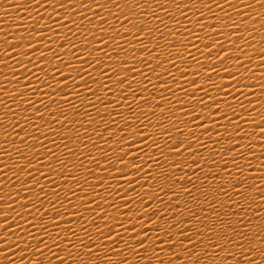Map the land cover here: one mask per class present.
Returning <instances> with one entry per match:
<instances>
[{"label": "snow or ice", "instance_id": "1", "mask_svg": "<svg viewBox=\"0 0 264 264\" xmlns=\"http://www.w3.org/2000/svg\"><path fill=\"white\" fill-rule=\"evenodd\" d=\"M26 2L35 12L30 26L0 28V131L15 133L0 141V192L5 183L12 186L0 195V255L8 264H125L127 256L112 259L122 256L120 243L139 256L130 241L148 240L159 252L179 245L193 264H264V229L249 233L252 221L242 203L255 189L264 204V186L257 184L264 165L252 164L264 159V140L261 155L255 152L256 130L264 137V125L249 123L248 114L257 111L250 98L255 91L242 83L264 68V49L252 42L255 25L264 28V14L254 15L264 0ZM249 49L259 57L256 69ZM214 77L231 79L217 83ZM260 89L264 93V84ZM63 129L72 135L60 134L57 142ZM221 172L230 183H219L210 197L205 184L209 177L222 180ZM130 192L139 196L135 212ZM193 202L206 208H187ZM153 217L168 226L157 224L151 237L145 225ZM161 231L173 242L166 245Z\"/></svg>", "mask_w": 264, "mask_h": 264}, {"label": "bare ground", "instance_id": "2", "mask_svg": "<svg viewBox=\"0 0 264 264\" xmlns=\"http://www.w3.org/2000/svg\"><path fill=\"white\" fill-rule=\"evenodd\" d=\"M17 9H19V11H17ZM49 11H51V9ZM262 14H264V8L258 9L257 13H255L254 15H262ZM34 16H35V12L31 10V5L29 3H27L26 0H0V28H3L5 31L15 32L17 27H20V28L29 27L30 23H31V18ZM169 23H171V21H169ZM255 27L258 29V31H257V33L253 34L255 36V41H252V42H253V47L258 51L260 49H264V41L261 40V37H264V28H262L260 24H256ZM20 34H23V33H18L17 35H20ZM0 37H2V33H0ZM168 39L171 40L172 38L168 37ZM180 39L183 40L182 37ZM176 50L182 52L183 48L181 45L178 44ZM249 54L253 55L252 49H249ZM123 55L124 54L121 53V57H123ZM258 62H259V57L256 55H253V64H252L253 69L257 68ZM5 71H7V70L5 69ZM245 75H251V73H245ZM257 77H264V68H261L259 71L256 72V77H253L251 80H245L242 82L243 84L253 85L254 91H255V95L251 96L250 98L253 100L254 105L257 106V111L249 113L247 118H248L249 123L258 122V123H261L262 125H264V119H262V117H264V93H261V89H260V85L264 84V78L257 79ZM230 79L231 78H229V77H224L223 80H221L219 77H214V80L217 83H227ZM201 83H203V81H201ZM10 87H16V86L12 85ZM243 90L245 92L249 91L248 88H244ZM257 97H260V99H257ZM89 99H92V98L89 97ZM226 99H228L229 102L233 106H236L237 102L235 100H232V98L230 96L227 97ZM77 103H79V101H77ZM245 103H246V101H245ZM64 107L67 110V108L69 106L65 105ZM83 107H84L83 105L80 106L81 112L83 111ZM220 107H221L222 111L228 110L227 106L224 104H221ZM249 107H251V105ZM53 108H55V105L53 106ZM89 111H91V110H89ZM204 111H205V114H207L208 110L205 109ZM236 111L238 113H240L239 107H236ZM45 115L47 116V113H45ZM93 115H95V114L93 113ZM69 116L71 117V113H69ZM80 118L81 117H77L76 119H80ZM152 119L155 120L156 117H152ZM4 122L7 125L8 118H5ZM20 123L23 124V120H21ZM38 123H42V122H38ZM85 123H87V121H85ZM53 127H55V126H53ZM43 130L46 131L47 129L45 128ZM17 131H19V129H17ZM80 131L83 132V129H80ZM149 131H154V129H149ZM247 131L251 132L252 129L247 128ZM256 132H257V135L255 137V140L258 143L255 146V152H256L257 156H260L261 152H262V147H261L259 141L264 140V137H261L259 135V130H256ZM8 133H10L11 135L10 136L7 135ZM60 134L69 135V136L72 135V133L68 132L67 129L58 130V135H57V137H55V139H57V142H59V135ZM20 135L23 136V133H21ZM13 138H15V133L12 131L11 127H7L6 131H0V141H2L4 139H13ZM246 142L247 141H245V143ZM76 143L79 144V141H76ZM223 143H224V145H226L227 141H224ZM17 146L22 147L21 145H17ZM49 147H51L50 144H49ZM60 151L63 152L62 146L60 148ZM2 155H3V153L0 152V156H2ZM13 155H15V153H13ZM204 155H205V157H207L208 154L204 153ZM17 159H18V157H17ZM20 162L23 163V161H20ZM7 163L10 165L13 163V161H8ZM201 163L203 164V161H201ZM252 164L254 167H260V166L264 165V159H262L260 161V163H258L257 161H252ZM56 167H58V165ZM243 167H244V165L241 164V168H243ZM230 169H231V165H230ZM216 170H219V169H214L213 171H216ZM5 171L7 172V175L9 177H11L12 173L10 171H8L7 169ZM232 171L235 172L234 169H232ZM19 175L21 177H23L24 173H19ZM77 175L80 176L81 178H83L82 173H77ZM245 175L247 176L248 173L245 172ZM221 177L223 178L222 180L217 179L216 181H212L211 177H209V180L206 182L204 190L210 191V197L217 195L216 192L214 191V189L217 185H219V183H221V182H224L226 184L230 183V180L226 176L225 173L221 172ZM2 179H3V176H0V180H2ZM89 179L91 180V177H89ZM192 179L195 180L196 177L193 176ZM41 183L45 184L46 182L41 181ZM248 183L251 184L252 181L249 180ZM257 184L264 186V177L258 179ZM69 185H72L71 179H69ZM208 185H212V189H209ZM3 187H4V191L0 192V195L7 196L8 190L12 186L10 184L5 183ZM17 187H19V185H17ZM85 190L90 191V189H85ZM45 191H48L47 187L45 188ZM141 191H142L141 189H139V188L137 189V192H141ZM228 191H230V189H228ZM194 195H199V193H194ZM246 195H247V199L243 200L242 203L245 205V211L247 213L246 221L248 219H250L252 221L251 226H249V228H248V231L251 234L253 232L260 231L261 229H264V204L261 203V198L259 196L255 195V189H249L248 192L246 193ZM129 197L135 198V201L132 205L133 212H135L136 208L139 207V204H138L139 196L136 193L130 192ZM184 199L185 198L182 196L179 203H183ZM234 199H239V198L234 197ZM218 201H219V203H225V202L230 203L228 201L227 196H218ZM253 201H255L256 203H253ZM18 203H19V201H18ZM120 203H121L120 201H117V204H120ZM248 205H251V207H248ZM257 205H259V210L256 212V215H258L260 217L259 220L256 219V215H253V211H254V209L257 208ZM45 207H47V205H45ZM93 207H94V205H93ZM202 207L206 208V205L203 203H201L200 205H197L195 202H193L192 204L187 206V208H195L197 210L199 208H202ZM108 211H109L110 216L116 215V213L113 212L111 209H109ZM149 211H151V209H149ZM217 211H220L219 207L217 208ZM223 211L228 212L229 209L225 208V209H223ZM235 211L239 212V209H236ZM4 214H9V213L5 212ZM100 214H102L101 210L98 209L97 215H100ZM187 214H188L187 209H185L184 210L185 217L187 216ZM85 215H87V214H85ZM129 215H132V214L130 213ZM107 218L108 217H106V219ZM47 219H50V217H46V220ZM121 219L123 220L124 218L121 217ZM145 219H147V218H145ZM177 219H180V217H178ZM225 219L235 220V219H237V217L236 216H225ZM134 222H136L135 217H133L132 220H126L125 221L126 225H130L131 223H134ZM186 223H191V227L193 229L198 227V225L195 222H187L186 221ZM210 223H211V221H210ZM157 224L160 226L161 229L166 228L168 226L167 221H157L156 218L153 217V221L151 223H148L145 225L146 227L153 229L152 232L149 233V235L151 237H154L156 235L155 227ZM179 227L180 226L178 225V228L173 230L174 235H175V232L179 230ZM0 231H3V230L0 229ZM115 231L119 232L120 229L116 228ZM19 234H20V236H23L22 232H20ZM130 234L131 233L129 232V234L124 237V239L128 240ZM12 235H13V238L15 239L16 233H13ZM160 235L163 239H165L166 245H167V243L173 242V241H167V239L163 236V231H161ZM93 238L95 239V237H93ZM137 238H142V237H137ZM176 239H178V237H176ZM17 243H18V241H17ZM97 243H99V241H97ZM185 243H187V242H185ZM130 245L132 247H134L136 249V251L140 252L139 256L135 255L133 252L128 251V248L125 247L124 243H120L119 247H120V249L123 250L122 256L121 257H115V256L112 257L113 261L122 260L124 256H127L128 259H127V261H125V264H149V261H150V264H160V260H158L156 258V256L159 255L161 257V259H163L164 264H169V260L172 261V264H193L192 259L187 258L186 253H184L180 249L179 245H177L175 250H169L165 246V250L163 252H159L158 250H156V251L153 250L152 240L145 241V244L140 245V246L135 245L134 241H130ZM114 246L115 245H113V247ZM141 248H147V251L146 252L140 251ZM15 251L18 253L20 251V249L16 248ZM7 255L11 256L10 259H14V260L16 259V256H14L11 252H9ZM61 255H64V254L61 253ZM175 255H179L181 257H184L185 259L177 260V259H175ZM0 264H8V261L5 260L2 255H0ZM16 264H21V262L17 259ZM90 264H96V262L93 261V262H90ZM200 264H219V262L218 261L207 262L206 259H202L200 261Z\"/></svg>", "mask_w": 264, "mask_h": 264}]
</instances>
